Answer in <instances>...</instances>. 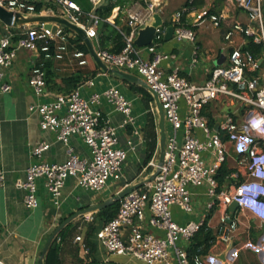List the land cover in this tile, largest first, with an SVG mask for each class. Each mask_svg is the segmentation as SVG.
<instances>
[{
  "label": "built area",
  "instance_id": "1",
  "mask_svg": "<svg viewBox=\"0 0 264 264\" xmlns=\"http://www.w3.org/2000/svg\"><path fill=\"white\" fill-rule=\"evenodd\" d=\"M102 1L91 0L94 11L90 13L72 0H0V6L28 17L39 15L38 5L45 6L41 14L68 18L71 23L84 29L93 42L98 41L99 29L105 22L97 14ZM236 2L248 15L249 24H233L226 32L225 40L233 43L234 36L241 35L264 45L263 0ZM163 12L164 0H134L123 13L129 33L114 25L125 38L123 51L110 53L101 49L99 42L94 47L108 67L138 76L157 94L166 125L169 126L163 165L159 166L158 160L152 158L148 167L153 168V174L157 172L155 178L120 200L116 216L102 226L99 242L109 255L126 254L145 264H208L207 256H190L188 246L203 227H209L208 219L214 212L218 211L220 218L213 247L232 243L241 224L239 213H247L251 219L264 225V149L257 144L248 148L246 157L238 162L237 170L231 174L234 183L229 187L221 188L217 179L219 170L227 161V148L220 130L231 141H239L241 133L246 130L251 137L264 140V57L258 60L251 52L234 46L228 52L227 66L213 69L211 77L203 84L182 77L177 69L166 71L162 63L172 56L158 49L167 33L165 23L157 29L151 45H135L139 31L155 14L162 16ZM189 16L193 18L192 26L209 18L219 28L223 19L207 9L197 11L185 7L174 15L171 24L174 27L173 39L177 42L194 44L197 39L196 31L188 25ZM112 20L110 18L107 22L113 24ZM38 25L36 28H30L27 24L16 26L17 33L0 38L1 69H10L22 49L42 55L45 61L61 60L69 53L70 39L74 40L76 33L57 23L38 22ZM71 56L78 60L80 66H85L90 54L75 49ZM197 56L198 47L193 53V64L197 62ZM45 66V62L34 66L28 80L36 97L46 94ZM260 71L263 73L260 74ZM104 75L107 74L100 71L69 95L60 94L29 106L31 114L39 115L41 130L54 134L55 141L65 146L66 160L48 163L42 159L50 150L51 142L42 141L34 147L32 155L38 162L31 164L25 171V178L16 183L18 189L26 192L24 202L27 209L34 210L40 205V181H43L46 192L57 208L62 205L63 190L69 179H73L78 188L94 193L103 192L110 182L115 185L124 181V166L129 151L137 149L136 140L143 142V133L134 115V102L122 88L113 85L102 91L97 90V79ZM11 91V84L4 72L0 71V98ZM223 98L238 101L245 107L246 115L242 123L237 122L231 114L225 115L219 125L220 130L216 131L209 125L204 110ZM104 102L111 105L114 112L124 116L121 125L116 126L104 118ZM182 103L185 104V112L182 111ZM150 112L157 114L153 104ZM127 127L133 128L132 136L127 141L128 149L120 146L118 133L120 128ZM180 131L182 137L179 136ZM199 131L202 137L198 136ZM76 136L88 148L89 156L78 153L72 144ZM5 183L6 172L0 167V191ZM128 187V184L115 187V195ZM191 187L205 188L203 210L196 221L179 224L173 219L172 206L180 207L186 215L194 213ZM233 203L237 204L235 212L230 210ZM85 218L89 221L91 214ZM154 230L163 234H156ZM75 243L80 245V252L84 256L89 255L85 237L78 235ZM1 246L0 233V264H9L1 257Z\"/></svg>",
  "mask_w": 264,
  "mask_h": 264
},
{
  "label": "crops",
  "instance_id": "2",
  "mask_svg": "<svg viewBox=\"0 0 264 264\" xmlns=\"http://www.w3.org/2000/svg\"><path fill=\"white\" fill-rule=\"evenodd\" d=\"M72 1L78 4L75 0ZM88 1L92 5V9L87 11V13H90L93 12L94 7L91 0ZM189 1L164 0V12L162 15L164 23L167 26H171L174 15L185 8ZM105 2L106 0H103L101 5L105 4ZM78 5L83 10L85 9L82 4ZM131 5L132 2L129 3L127 1L123 7L116 6L110 18L117 17L119 12L124 13ZM40 6L39 15L30 17L46 16V13L41 14V11L45 10V6ZM196 9L197 11L207 9L214 11L211 14L221 15L223 19L220 27L216 28L209 18L192 26L193 18L189 16L188 25L189 27H193L197 33L195 43L193 44L187 41L177 42L175 39L164 40L158 49L160 52L172 56L169 60L162 63V67L166 71L177 69L182 77L194 83L203 84L211 77L213 69L227 66L228 52L232 47L243 48L246 45L247 40L244 36L235 35L233 43L226 41L224 36L233 24L241 23L248 25L249 19L246 12L238 5L236 0H224L223 2L204 0V5ZM84 11L86 12V9ZM124 17L123 14L121 18L123 25H125ZM17 30L15 27L7 28L6 25L2 26L0 38L10 33H17ZM75 37L74 40L69 42V53L61 60L45 61L42 55L38 56L36 53L22 49L19 52L24 53L21 54V57L17 55L10 69L0 68V71L4 72L7 81L12 86V91L0 98V167L6 172V183L4 189L0 191L1 257L9 264H40L43 250L49 237L63 221L82 209L109 200L108 198L103 200L101 196L95 195L96 193L94 192H88L78 188L75 181L69 179L63 190L62 205L60 208H57L53 205L50 196L46 192L43 181H40L38 192L40 205L38 208L30 210L26 208L24 202L26 192L16 187L17 181L25 178L26 169L31 164L38 162V159L32 155V151L38 143L42 141L52 143L50 150L42 158L44 161L48 163H62L66 160L65 146L55 141L54 134L41 130L39 115L35 113L31 114L29 106L34 103L45 102L60 94L69 95L79 85L88 79L96 77L101 71L91 57L90 52H88L90 56L85 66H80L78 60L72 58V51L80 49L79 45L82 43L77 41L79 38L77 35ZM98 42L97 40L93 41V46L96 47ZM196 47H198L197 62L193 64V53ZM42 62L46 63L47 90L44 96L36 97L28 85V80L32 68L40 65ZM262 73L263 71H260V74ZM113 85L122 88L124 93L133 100L137 124L141 127L143 133V142L136 140L137 149L135 151H129L128 160L124 166V181L119 185L121 187L124 184H128L130 187L153 176V168L148 167L152 159L147 162L149 151L147 124L149 113H151V104L155 106V103L154 98L152 101L148 100L138 89V87H143L140 84H132L109 75H104L97 79V90L99 91L105 90ZM219 104L226 107L224 112L217 109ZM210 105L215 121V126L212 128L216 131V127H219L223 117L227 114L233 115L239 123L244 121L246 115L245 107L240 105V103L239 107L236 106L232 98H223ZM181 106L182 111L185 112V104L182 103ZM102 109L104 118L109 119L112 124L118 126L124 121V116L114 112L112 106L108 103L104 102ZM154 117L156 120L158 139L157 151L154 157L157 159L160 133L157 114ZM166 130L169 131V126L167 128V125ZM118 133L120 136V146L128 149L127 141L132 136L133 128H120ZM197 134L202 137L201 131ZM220 134L227 148V161L222 168L228 172V176L223 185L220 186L224 188L234 183L231 174L237 170L238 162L246 157L248 148L253 144H257L260 148L264 149V140L251 137L247 130L241 133V139L239 141H231L229 136L221 130ZM179 136H183L182 131H180ZM72 144L78 153L83 156H89L88 148L80 137H74ZM190 189L194 193V202L199 209L195 208L194 213L187 218L181 214L182 210L180 207L176 205L172 206L173 219L179 224L196 221L203 210L205 188L191 187ZM115 193H113V196ZM95 214L91 213L92 219L89 221L86 220V215L75 220L70 227L71 232L76 229L81 231V235H86L88 225L93 222V216ZM219 218L220 214L216 211L208 219L209 227L215 234L219 224ZM239 219L241 224L232 243L213 247L207 256L208 264H264V225L251 219L247 213H239ZM79 220H82L83 224L77 223ZM102 225L103 222L97 224V229L92 237L96 246L95 258L99 263L114 262L123 264L122 262L113 261L111 255L107 253L106 249L99 242ZM251 229H254L259 234L257 236L251 235ZM153 232L160 235L163 234L157 230ZM71 239L69 237L67 242L69 240L72 242L73 238ZM254 239L256 242H253ZM66 246L69 248V243ZM211 253L214 254L215 258L210 256ZM61 257L66 258L63 255ZM79 257L81 260H85L86 257L88 258V255L84 256L79 252ZM63 264L80 263L63 262Z\"/></svg>",
  "mask_w": 264,
  "mask_h": 264
},
{
  "label": "trees",
  "instance_id": "3",
  "mask_svg": "<svg viewBox=\"0 0 264 264\" xmlns=\"http://www.w3.org/2000/svg\"><path fill=\"white\" fill-rule=\"evenodd\" d=\"M132 2L134 0H106L105 4L101 5L97 9V14L105 21L100 30H99V46L103 50H107L110 53L119 54L125 48V38L123 34L114 26H120L121 30L125 33H129L130 29L123 25V21L121 20L123 13L119 12L117 17L113 18L112 23L107 22L116 6L123 7L126 2ZM191 1V0H190ZM190 1L186 4V7L190 9L200 8L204 5V0H193L191 3ZM218 2H223L224 0H217ZM119 3V4H116ZM108 4V5H107ZM38 10L41 9V6H37ZM214 11H210L213 13ZM216 13V12H215ZM86 18H83L85 20ZM72 41V39H70ZM247 43L243 47L245 51H249L253 54V56L260 60L264 57V45L262 43H256L253 38L246 37ZM77 41L82 42L80 38ZM79 48L85 52H89L85 43H81ZM138 89L144 94V96L152 101V95L143 87H138ZM211 105L207 106L204 110L205 116L209 119V124L211 127L215 126V121L211 111ZM147 139H148V155H147V162H149L156 154L157 146H158V139H157V132H156V120L152 113H149L148 124H147ZM228 176V172L223 168H221L218 172L217 179L219 181L220 186L223 185L226 177ZM120 208V201L116 202L115 204L107 207L104 210H101L96 213V217L100 220L90 223L88 225V230L85 235V242L87 247L89 248V255L87 261H82V264H90V263H99L98 260L95 258V243L93 242L92 237L97 229V224L103 222V225L110 220H112L116 214L118 213ZM95 220V219H94ZM73 225L71 223L68 225L64 230L60 232L58 237L54 240L52 246L50 247L46 259L45 264H63L64 258L61 256H66L67 254V246L69 242L68 239L71 235L70 227ZM102 225V226H103ZM251 235L257 236V233L254 229L250 231ZM67 242V243H66ZM216 242V234L211 230L207 225L203 227L191 240V243L188 246V252L190 256L200 254L204 256H208L211 252L212 247ZM253 242H256L254 239ZM65 244V245H64ZM64 245V246H63ZM63 253V254H62Z\"/></svg>",
  "mask_w": 264,
  "mask_h": 264
},
{
  "label": "water",
  "instance_id": "4",
  "mask_svg": "<svg viewBox=\"0 0 264 264\" xmlns=\"http://www.w3.org/2000/svg\"><path fill=\"white\" fill-rule=\"evenodd\" d=\"M0 21L6 25V26H19V25H29L30 28H36L38 27V22H45L47 24H52V23H57L65 26L67 29H69L72 33H76L78 37L86 44L91 57L93 58L94 62L96 65L99 67V69L112 77L119 78L123 81L132 83V84H140L142 85L145 89H147L153 96L154 98V103L155 107L157 109V116H158V128H159V133H160V141H159V149L157 152V160H158V165L162 166L164 163L165 159V146H166V120H165V114L163 107L159 101V98L155 92H153L147 84H145L140 78L128 74L122 71H119L117 69H113L108 67L97 55L92 41L87 37L86 31L84 29L79 28L78 26L74 25L71 23L68 18H60V17H28V16H23L21 14H14L12 12L7 11L3 7L0 6ZM91 24V23H90ZM89 24V25H90ZM164 25V20L163 17L159 14H155L150 21L147 22V24L139 31V34L137 38L135 39V45L138 47H146L149 46L153 43L156 31L159 27H163ZM173 32H174V27L173 26H168L167 33L165 35V40H171L173 39ZM71 33V35H72ZM262 63V60L260 61ZM217 131L219 130V127H216ZM157 172L153 174V176L150 179H147L139 184L130 186L123 190L121 193L114 195L111 199L92 206L88 207L85 209H82L73 215H71L69 218H67L65 221H63L56 229L55 231L51 234L49 237L45 248L43 250L42 258L40 264H45V259L46 255L52 246L54 240L58 237L60 232L64 230L68 225L73 223L75 220L91 213H97L101 210L106 209L107 207L115 204L116 202L120 201L122 198H124L126 195L131 193L134 190H137L141 187H143L146 183L152 182L153 179L155 178ZM237 209V204L233 203L230 206V210L232 212H235ZM224 259V258H223ZM90 264H119V263H114V262H102V263H90Z\"/></svg>",
  "mask_w": 264,
  "mask_h": 264
},
{
  "label": "rangeland",
  "instance_id": "5",
  "mask_svg": "<svg viewBox=\"0 0 264 264\" xmlns=\"http://www.w3.org/2000/svg\"><path fill=\"white\" fill-rule=\"evenodd\" d=\"M78 4H82V6L86 9L87 11H90L92 9V5L89 3L88 0H75ZM119 4V3H116ZM108 5V4H107ZM84 9V10H85ZM94 11V10H93ZM166 18H168V16H166ZM2 26H5L1 21H0V30L2 29ZM180 45V44H179ZM191 45V44H190ZM24 53V52H22ZM21 52L18 53V56L21 57ZM236 103V106L239 107V103L238 101L234 100ZM217 109L219 111L224 112V110L226 109L225 106L223 105H218ZM227 111V110H226ZM135 115V113H134ZM167 128H168V124H167ZM116 184H120V183H116ZM114 185L111 182L108 184V188L105 189L103 192H98L95 195L97 196H101L104 199H111V197L113 196V193H115L116 188H118L119 185ZM116 187V188H115ZM194 208L199 209L195 202H193ZM196 206V207H195ZM181 214L183 215V217H189V215H186L184 212L181 211ZM96 215V214H95ZM95 220H93L94 222L96 221V219L98 221H100L96 216H93ZM77 223L81 224L82 220H79ZM83 224V223H82ZM81 235V231L80 230H72L71 235H70V239L73 238V241L71 242V240H69V248L67 249V254H66V258L64 259V263H68V262H79L80 264H82V261H87L88 258L86 257L85 260H81V258L79 257V252H80V245L78 243H75V238ZM83 237H85V235H82ZM211 257L215 258L214 254L211 253L210 255ZM68 257V258H67ZM111 258L113 259V261H117V262H122L123 264H145L144 262L131 258L129 256H127L126 254H120V255H111ZM131 259V260H130Z\"/></svg>",
  "mask_w": 264,
  "mask_h": 264
}]
</instances>
